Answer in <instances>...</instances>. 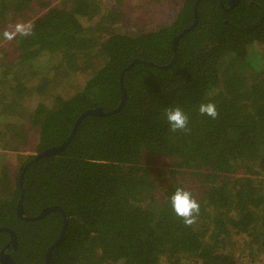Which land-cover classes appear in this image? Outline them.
<instances>
[{"label": "trees", "instance_id": "1", "mask_svg": "<svg viewBox=\"0 0 264 264\" xmlns=\"http://www.w3.org/2000/svg\"><path fill=\"white\" fill-rule=\"evenodd\" d=\"M100 1L0 0V151L35 148L14 173L0 154V254L10 230L17 246L5 252L17 264L256 263L264 254V0H181L172 22L137 35L111 27L120 0L108 9ZM19 23L31 24L30 34L6 40ZM135 59L153 65L122 75ZM77 74L86 76L81 89L55 93ZM122 83L119 111L87 116L62 152L36 158L60 146L84 112L117 109ZM209 102L216 119L199 113ZM170 107L188 116V131L170 130ZM177 188L200 204L191 226L171 208Z\"/></svg>", "mask_w": 264, "mask_h": 264}, {"label": "rangeland", "instance_id": "2", "mask_svg": "<svg viewBox=\"0 0 264 264\" xmlns=\"http://www.w3.org/2000/svg\"><path fill=\"white\" fill-rule=\"evenodd\" d=\"M179 1L181 0H120L119 8L122 12V15H119L120 20L111 27L117 32L126 35H137L150 32L162 25L169 24L175 19L178 11L177 9L175 10L174 5L180 4ZM100 3L101 5H105L104 9H108L110 6L109 4H112L113 0H103L100 1ZM104 12L105 11H103V13ZM99 18L100 16L95 18L93 22L96 24ZM94 23H90L89 21L85 20V26L87 27L91 25L93 27L95 25ZM85 79V75L77 74L76 76L71 77L68 82L63 83L64 85L60 84L61 87H57L55 93L72 94L73 92L81 89ZM34 103H37V101ZM5 128L3 123L0 121V131L4 132ZM34 135L36 138V134ZM30 139L31 136L29 140ZM34 149L35 148L32 145L27 146L26 144H19L17 150H14L13 147H6L0 151V154L5 156L6 162L11 164L10 166L12 167L14 173L18 169L22 157L34 155ZM254 264H264V254H262Z\"/></svg>", "mask_w": 264, "mask_h": 264}, {"label": "clouds", "instance_id": "3", "mask_svg": "<svg viewBox=\"0 0 264 264\" xmlns=\"http://www.w3.org/2000/svg\"><path fill=\"white\" fill-rule=\"evenodd\" d=\"M31 27V24H16L14 30L11 32L5 31L3 37L6 40H12L16 35L27 36L30 34ZM199 113L212 119H216L219 115L216 105L211 102L200 104ZM164 116L173 133L189 130V118L180 107L165 109ZM170 205L174 213L183 220L186 226H191L196 222V217L200 212V204L191 192L183 188H177L170 197Z\"/></svg>", "mask_w": 264, "mask_h": 264}, {"label": "water", "instance_id": "4", "mask_svg": "<svg viewBox=\"0 0 264 264\" xmlns=\"http://www.w3.org/2000/svg\"><path fill=\"white\" fill-rule=\"evenodd\" d=\"M228 1H229V0H228ZM237 2H238V0H230V1H229V5H230V6H234V4H237ZM194 20H195V23H194V24H196V22H197V15H195V19H194ZM186 32H187V30H185L182 34L176 36V37L174 38V40H173L174 56H173V59H172V61H171V64H173L174 61H175V59H176V49H177L178 40H179V38H181V37L183 36V34L186 33ZM137 63H146V64L153 65V63H151V62H146V61H142V60H140V59H135L130 65H128V67H127L126 69H124V71L122 72V75H123V73L125 72V70H127L128 68H130L131 66H133L134 64H137ZM121 86H122V89H121L122 99H121L120 105H119V107H118L117 109H115V110H113V111H108V112L103 111V109H95V110H89V111L84 112V113L80 116V118L77 120V122L75 123V126L73 127V130H72V132L70 133L69 137L66 138V140H64V142H63L60 146H58V147H53V148H51V149H48V150H46L45 152L39 154L36 158L39 159V158H42V157H50V156H53V155H55V154H57V153L62 152V151L66 148V146L68 145V143L70 142L71 138H72V137L74 136V134L76 133L78 127H79L80 124H81V122H82L87 116H89V115L105 116V115L113 114V113L119 111V110L122 108V106H123V104H124V102H125V95H126L125 90H124V88H123V83L121 84ZM22 201H23V196H22L21 199L19 200L18 208H17L18 215H19L21 218H23V214H20V212H22V210H23ZM51 210H53V209H47V210H44L43 213L40 215V217H43L46 213L50 212ZM54 210H59L60 212L63 213V216H64V225H65V223H66V221H65V213H64L61 209H59V208H55ZM40 217H39V218H40ZM63 230H64V229H63ZM8 232H10V234L12 235V240H11L10 243L7 245L6 249H7L10 245L13 246L14 248H16V246H17V242H16L15 235H14V233H13L12 231H10V230H8ZM62 232H63V231H62ZM62 235H63V233H62ZM53 248H54V246H52V247H50V248L48 249V252H47V254H46V258H47V260L50 258L51 254H52V251H53ZM6 249H5V250H6ZM3 253H4V251H3ZM3 253L0 255V260H1V263H2V264H17V263H15V262L11 259V257H10L8 254H7V255H4Z\"/></svg>", "mask_w": 264, "mask_h": 264}, {"label": "flooded vegetation", "instance_id": "5", "mask_svg": "<svg viewBox=\"0 0 264 264\" xmlns=\"http://www.w3.org/2000/svg\"><path fill=\"white\" fill-rule=\"evenodd\" d=\"M229 1H230V0H229ZM229 1H228V3H229ZM20 214H23V210H22V212H20ZM10 237H11V239H10V241H11V240H12V235H11V234H10ZM10 241H9L8 243H10ZM7 245H8V244H6V245L4 246V249H2L1 254H2L3 251H4L3 254H4V255H7V253L5 252V249H6ZM10 246H11V245H10ZM7 249H8V248H7ZM7 249H6V250H7ZM47 252H48V251H47ZM1 254H0V255H1ZM46 254H47V253H46Z\"/></svg>", "mask_w": 264, "mask_h": 264}]
</instances>
